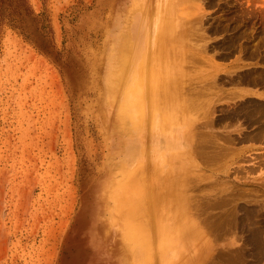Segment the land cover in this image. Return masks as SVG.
Instances as JSON below:
<instances>
[{
    "label": "rangeland",
    "instance_id": "rangeland-1",
    "mask_svg": "<svg viewBox=\"0 0 264 264\" xmlns=\"http://www.w3.org/2000/svg\"><path fill=\"white\" fill-rule=\"evenodd\" d=\"M149 1L0 0V264H132L113 194L166 151L126 124L107 60ZM196 3L191 96L212 112L188 194L204 237L169 264H264V117L244 118L264 107V0Z\"/></svg>",
    "mask_w": 264,
    "mask_h": 264
},
{
    "label": "bare ground",
    "instance_id": "bare-ground-1",
    "mask_svg": "<svg viewBox=\"0 0 264 264\" xmlns=\"http://www.w3.org/2000/svg\"><path fill=\"white\" fill-rule=\"evenodd\" d=\"M155 4L154 18L146 24L137 22L135 15L128 17L124 28L130 32L129 36L117 37L112 56L107 60L108 80L116 87L109 93L120 94L119 111L126 124L143 131L149 138L155 137L157 149L160 146L166 151L129 173L113 194L115 221L128 242L132 264H164L165 261L169 264L175 255L191 253V247L204 237L201 226L192 218L188 194L192 169L196 167L194 142L196 135H200L196 134L197 122L210 112V101L203 104L205 100L191 96V84L196 81L193 76L197 74L192 73V65L189 67L194 59L189 57V50L194 52L191 44L195 47L194 42L199 40L195 35L196 41L191 43L193 34L199 30L195 23L204 15L198 16L200 8L196 0H156ZM137 5L149 15V0H133L130 15ZM194 28L198 30L194 32ZM141 41L144 42L139 46ZM245 112L247 123L257 122L250 119L252 116L264 117V107ZM181 128V136L177 137ZM255 236L254 244H257ZM251 241L252 245L254 240ZM204 252L205 249H200V256Z\"/></svg>",
    "mask_w": 264,
    "mask_h": 264
}]
</instances>
